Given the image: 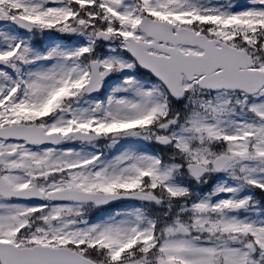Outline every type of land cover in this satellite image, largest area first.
Instances as JSON below:
<instances>
[{
	"label": "snow or ice",
	"instance_id": "obj_1",
	"mask_svg": "<svg viewBox=\"0 0 264 264\" xmlns=\"http://www.w3.org/2000/svg\"><path fill=\"white\" fill-rule=\"evenodd\" d=\"M0 264H264V0H0Z\"/></svg>",
	"mask_w": 264,
	"mask_h": 264
}]
</instances>
